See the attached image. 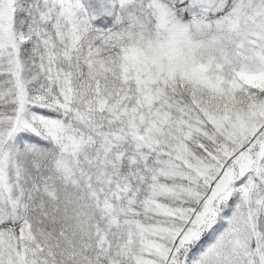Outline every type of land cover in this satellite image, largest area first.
Segmentation results:
<instances>
[{"label":"snow or ice","instance_id":"snow-or-ice-1","mask_svg":"<svg viewBox=\"0 0 264 264\" xmlns=\"http://www.w3.org/2000/svg\"><path fill=\"white\" fill-rule=\"evenodd\" d=\"M0 264H264V0H0Z\"/></svg>","mask_w":264,"mask_h":264}]
</instances>
